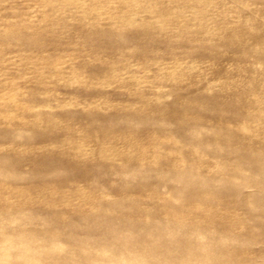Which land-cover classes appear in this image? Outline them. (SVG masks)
Listing matches in <instances>:
<instances>
[{
  "label": "rangeland",
  "instance_id": "obj_1",
  "mask_svg": "<svg viewBox=\"0 0 264 264\" xmlns=\"http://www.w3.org/2000/svg\"><path fill=\"white\" fill-rule=\"evenodd\" d=\"M0 264H264V0H0Z\"/></svg>",
  "mask_w": 264,
  "mask_h": 264
},
{
  "label": "bare ground",
  "instance_id": "obj_2",
  "mask_svg": "<svg viewBox=\"0 0 264 264\" xmlns=\"http://www.w3.org/2000/svg\"><path fill=\"white\" fill-rule=\"evenodd\" d=\"M135 244V243H134ZM168 244V243H167ZM155 245V244H154ZM158 246V245H157Z\"/></svg>",
  "mask_w": 264,
  "mask_h": 264
}]
</instances>
